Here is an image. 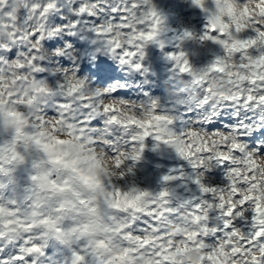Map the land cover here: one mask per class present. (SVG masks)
I'll use <instances>...</instances> for the list:
<instances>
[{
    "label": "snow or ice",
    "instance_id": "1",
    "mask_svg": "<svg viewBox=\"0 0 264 264\" xmlns=\"http://www.w3.org/2000/svg\"><path fill=\"white\" fill-rule=\"evenodd\" d=\"M77 15L95 18L99 13L107 10L111 13L103 22L97 20L94 31L103 38L108 45V51L122 63H133L137 56H142V48L155 37L159 18L150 0H119V4L105 8L109 0H73ZM211 0H192V3L205 8ZM238 3L247 4L248 0H237ZM256 8L264 15V0H251ZM58 0H0V71L7 62L17 59L25 60L27 67L22 71L30 73L33 84L32 92L40 94L43 103L46 101H61L56 107V117L71 135L80 140H88L89 143L107 145V150L116 157V166L123 168L129 159L138 160L143 149V141L149 136H154L166 144L172 145L180 156L189 160L194 168L210 169L206 165L225 163L228 168L227 186L210 187L202 183L204 173L199 172L195 183L205 198L198 201H185L177 208H169L167 191H161L152 196L147 191L137 188L130 189L137 193V199H143L139 207H130L128 210H120L119 206L113 205L110 213V224L105 228L107 240L100 241L95 247L87 243L85 252H91L102 258L100 249H106L111 242H117L123 247L122 252L116 253L109 264H132V258L143 254L145 264H183L175 259L180 253L187 251L189 247H200L204 250L201 264H264V210L259 203H255L258 197L254 190L258 187L256 180L249 181V177H257L261 168L256 161L257 156H264V147L256 148L255 139H264V134L255 136L253 143L248 146L242 142L240 132L236 128H225L221 131H205L202 127H192L181 135L171 132L168 125L171 119L157 110V105L152 102L139 109L131 108L127 118L122 119L115 103L131 106L123 100H113L103 88L89 86V82L78 78L75 72H63L62 79L58 84H50L36 78L35 74L43 73L44 68L39 62L54 57L60 53L49 52L44 45L49 37H53L64 31L62 25L49 27L46 23L48 16L57 8ZM23 9L26 15L21 22L18 12ZM223 9L220 12L223 13ZM231 7L229 8V12ZM206 33L203 40H211L222 48V55L218 56L209 66L200 70H194L189 65L184 53L170 54V59L175 61V67L181 74H190L194 84L201 88L202 96L198 107L203 108L210 117H223L222 109L233 110L230 115L243 113L246 120L241 124L244 132L255 129H264V56H256L255 44L260 37H264V26L256 25L259 34L251 29H235L238 36H234L231 43L226 39L229 25L221 20L220 15L210 13L207 22ZM58 42V41H57ZM39 44L41 47H33ZM240 45V47H237ZM252 45V47H248ZM10 49V50H9ZM225 53L232 55L237 61L243 60L248 67L233 64L228 68L225 64ZM23 54V55H21ZM26 57V59H25ZM139 68V63L135 64ZM254 68V73L248 69ZM66 69V68H65ZM103 73L104 69L96 65L94 70ZM235 72V76L230 73ZM75 75L77 84L73 85L64 80L66 75ZM229 78L236 85L231 92L214 93L209 86L210 79L215 75ZM85 88L88 89L85 92ZM48 97H51L48 99ZM211 97V99H210ZM42 109V107H41ZM142 112L146 119H141L137 112ZM43 114L47 115L42 109ZM103 120L105 127L97 129L94 123ZM118 128L123 133L119 139L113 140L111 130ZM219 128L218 124L210 123L209 129ZM196 129H201L197 132ZM204 134L210 135L208 140ZM204 136V138H201ZM216 137H222L217 142ZM64 143V141H60ZM3 145H0V173L9 174L13 165L22 164L24 156L18 160L14 156L12 160L5 161L3 158ZM131 153V155H127ZM124 154V155H122ZM7 164V167H6ZM39 167L33 163L32 168ZM132 169L128 168L127 172ZM123 177V175H122ZM37 179L31 174L30 180ZM165 180L171 179L165 177ZM9 182L11 178L9 177ZM52 186L63 192L67 189V182L57 183L53 178ZM5 185L0 183V189ZM111 187H115L112 185ZM252 192V196L242 194L241 190ZM25 200H31V211L21 214L18 209L9 208L0 204V238L11 235L12 237L23 235V248H19L15 255V264H25L29 254L41 252L38 242L29 239L34 233L44 231L49 235L68 243L75 236L82 238L87 232V225L73 223L65 230L63 219L60 215H45L38 211L41 203L33 197V189L30 186ZM86 201L78 200L80 205ZM73 208L77 201H66ZM253 205L252 211H245L249 205ZM63 205L56 209L63 211ZM95 211V209H93ZM216 213L215 216L212 214ZM214 220L222 224L212 226L209 223ZM246 221L250 231L242 230L238 225ZM168 225L174 227H188L189 231L176 235L168 231ZM73 264H80L85 256L73 253ZM223 258V259H221ZM4 257H0L2 262Z\"/></svg>",
    "mask_w": 264,
    "mask_h": 264
},
{
    "label": "clouds",
    "instance_id": "2",
    "mask_svg": "<svg viewBox=\"0 0 264 264\" xmlns=\"http://www.w3.org/2000/svg\"><path fill=\"white\" fill-rule=\"evenodd\" d=\"M212 14L220 15L221 20L232 25L226 33V39L231 43L234 36L239 34L235 31V24L246 25L244 29H251L259 34L256 25L264 26V15L255 4L248 0L247 4L238 3L237 0H214L211 5ZM231 11L229 12V8ZM254 9L252 16H247L244 8ZM223 9V13L220 12ZM33 47L40 48L39 44H33ZM256 56H264V37H260L255 44ZM48 57L53 53L47 52ZM23 55V54H21ZM225 64L230 68L233 64L243 63V60L237 61L234 54L225 53ZM26 59V57H25ZM22 67H27L25 60L13 59L7 62L6 66L0 71V136L4 137L3 158L7 162L15 156L18 160L20 155L24 156V162L31 159V168L33 163L39 167L33 169L37 179L31 182L33 197L38 198L41 207L39 212L47 215H60L63 219L62 224L70 228L73 223L87 225V232L82 237L92 247H95L100 241L108 238L105 228L110 224V213L112 206H119L120 210H128L130 207H139L143 199H137V193L130 189L119 186V181L127 172L125 168L116 166V157L107 150V145L89 143L88 140H80L65 130L61 122L54 116L45 115L42 112L41 104L43 100L40 94L32 92L33 80L30 73L22 71ZM67 71V69H60ZM254 68H249L248 72L254 73ZM264 75V73H261ZM64 80L70 84H77L75 75H66ZM229 78L215 75L210 79L209 86L213 88L214 93L231 92L234 84L229 82ZM183 86L189 97L193 101H199L202 95L201 88L194 84L192 80L182 81ZM236 86V85H235ZM88 89L85 88V92ZM167 95L175 97V91L167 90ZM51 97H48L50 99ZM211 99V97H210ZM115 103L119 109V115L122 119L127 118L131 108L139 109L140 105L131 104V106L121 105L118 101H108ZM142 120L146 119L142 112H137ZM201 132V129H196ZM208 140L210 135L204 134ZM202 136L201 138H204ZM217 142L222 137H216ZM64 141V143H60ZM124 155V154H122ZM127 155H131L128 153ZM256 161L261 168L257 175L256 183L258 187L254 190L261 209L264 210V156H257ZM22 164L13 163L9 173L14 171L15 167ZM212 167V165H206ZM7 167V164H6ZM57 183L67 182V189L60 192L53 188L52 179ZM226 180L232 177L226 176ZM115 185V187H111ZM227 186V185H225ZM246 194V189L241 190ZM83 198L86 202L83 205L78 200ZM66 201H77L73 208ZM32 201L25 200L24 212H30ZM63 205V211L57 213L56 209ZM95 209V211H93ZM253 205L250 204L245 211H252ZM260 219H264L261 216ZM168 231L176 235H181L189 231L188 227H174L168 225ZM75 238V236L73 237ZM122 245L117 242H111L106 249H100L103 255V264H109L112 257L122 252ZM204 250L200 247H189L187 251L174 257L183 262V264H201V258ZM223 259V258H221ZM132 264H145L143 254L132 258Z\"/></svg>",
    "mask_w": 264,
    "mask_h": 264
},
{
    "label": "trees",
    "instance_id": "3",
    "mask_svg": "<svg viewBox=\"0 0 264 264\" xmlns=\"http://www.w3.org/2000/svg\"><path fill=\"white\" fill-rule=\"evenodd\" d=\"M214 0H211L209 4L205 5V8L197 7L192 3V0H150V6L153 7L159 18V26L161 37L159 43L156 45V49L152 53V61L156 62L160 71L155 69H147L146 71L139 70V73H134L132 67L136 63H122L120 59H117L113 54L111 56L106 55L107 62H99L95 55L88 50H83L74 43L72 37L69 36L68 30L58 34L52 44L46 43L44 47L51 52L60 53L53 57L49 79L52 82L57 83L62 79L63 72L53 73L54 69H69L75 72L78 78L84 79L89 82L90 87L103 88L109 93V97L113 100H123L130 104H136L140 106L150 105L152 102L162 100L165 103V108L159 110L160 114L168 116L175 122L173 126H169V130L176 135H181L192 127H202L200 121L203 118L204 122L218 124L219 127L231 129L236 128L241 122H245L246 118L243 113L239 115H230L233 111L231 109L225 111L221 110L224 114L223 117L219 116L210 117L203 108L198 107L199 101H193L184 89L182 81L192 80L190 74H181L175 67V61L171 60L170 54L184 53L185 58L188 60L189 65L194 70H200L209 66L218 56L222 55V48L220 45L214 43L211 40H203L202 36L206 33L207 22L210 13L212 12L211 5ZM75 4V3H74ZM119 4V0H109L105 8L112 7ZM254 9L244 8V12L247 16H252ZM63 13V12H61ZM60 17H54V23L61 25L66 22L68 18L64 14H60ZM111 13L107 10L99 13L93 19L92 25H96L97 20L103 22L106 18H109ZM235 28H239L242 31L246 25L235 24ZM232 27V25H229ZM58 41V42H57ZM240 47V45H237ZM252 47V45H248ZM139 57V56H138ZM140 59V58H138ZM151 61V62H152ZM136 62H139L136 60ZM129 64V65H127ZM241 67L243 63H239ZM96 65H100L104 69L103 73L95 72ZM147 73V77L145 74ZM234 73V72H232ZM49 75V73H45ZM172 89L175 91V97L171 98L167 95V90ZM202 96V95H201ZM196 112L201 113V118L195 116ZM210 125V124H209ZM94 128L99 129L98 123L93 124ZM205 130V128H204ZM255 136H261L264 134V129H255L248 132H240V138L242 142L251 146L253 138ZM123 135L120 129H112L111 136L113 140L119 139ZM166 144V143H165ZM169 148V152H173V155L177 160L175 166L181 167L179 173H184L187 177V182L190 180L195 181V178L199 172L204 173L202 183L210 187H223L228 181L225 179L227 176L228 168L225 163H221L220 171H222V177L215 175V160L212 161V167L210 169L194 168L189 160L179 155L177 150L170 144H166ZM256 148L264 147V139H255ZM110 154H112L110 152ZM180 158V159H178ZM174 160V159H173ZM131 159L127 160L123 165V168L131 166ZM137 167V166H136ZM163 167V166H162ZM161 167V168H162ZM169 166L163 167L162 170H166ZM245 177L251 181L256 180V177H249L247 173H244ZM161 176L153 178V180H159ZM164 177V176H162ZM212 177L215 179V183L212 184ZM193 183V182H192ZM191 185H195L194 183ZM193 187V186H192ZM199 185L196 183V187ZM245 195L252 196V192H247ZM205 198V197H204ZM180 204L183 203V199L180 200ZM175 202L176 207L180 204ZM213 216L216 213L212 214ZM212 226H219L222 228V224L214 221H209ZM241 225L245 226L244 231H250L246 221H241ZM240 227V225H238ZM241 228V227H240ZM242 229V228H241ZM42 232V231H39ZM37 232L38 237L43 240L44 247L41 248L39 253H31L25 264H62L58 260V255L51 248L58 246L63 251L70 255L69 261L65 258L62 259L63 264H73L72 248L64 244L63 241L55 244L54 235H49L46 232L41 234ZM52 238L53 241L49 238ZM15 237L0 238V257H4L0 264H15V246L12 244ZM51 249V250H50ZM67 255L65 257H67Z\"/></svg>",
    "mask_w": 264,
    "mask_h": 264
},
{
    "label": "rangeland",
    "instance_id": "4",
    "mask_svg": "<svg viewBox=\"0 0 264 264\" xmlns=\"http://www.w3.org/2000/svg\"><path fill=\"white\" fill-rule=\"evenodd\" d=\"M63 12V13H61ZM60 14H64L68 18L64 24H61L64 28V31L68 30L69 36L72 37V40L76 45L79 47H82L83 50L92 52L95 55V58L99 62H107L106 61V55L111 56L112 53L108 51V45L103 40L102 37L97 35V33L94 31V25L93 19H91L90 16H84V15H77L75 12V4L73 0H58L57 8L54 10L49 16L46 21L47 25L49 27L57 26L54 23V17L60 16ZM26 15V12L21 9L18 12V17L23 21L24 17ZM160 24L158 23V26ZM157 26V27H158ZM60 34V33H59ZM62 34V33H61ZM58 36L55 35L53 37H49L47 39L48 44H52L54 39ZM161 37L160 30L156 31L155 37L152 41L145 44L142 48V56H137L134 63H139L140 67L137 68L135 65L132 67V71L134 73H139V70L146 71L147 69H155L156 71H160L158 65H156V62H153L152 59V53L156 49V45L159 43V39ZM10 50V49H9ZM51 52V51H49ZM140 58V59H138ZM138 60L139 62H136ZM152 61V62H151ZM53 57L45 59L43 61L39 62V66L43 67L45 70L43 73L35 74L36 78L40 80H44L50 84H58L61 80H59L57 83L52 82L51 79H49L50 70L49 67L52 65ZM244 64V63H243ZM129 65V64H127ZM244 66L248 67V65ZM45 73H49V75H45ZM53 73H57V71H54ZM145 74V77H147V73L143 72ZM234 73H230V76H235ZM148 78V77H147ZM231 83V80H229ZM235 86V85H234ZM61 101L53 100V101H46L41 107L49 116H55L56 114V107H58L59 103ZM157 108L159 110H162L165 108V103L162 100H157L156 102ZM130 104V103H129ZM55 105L56 107H54ZM195 116H198L201 118V113L196 112ZM172 121V120H171ZM202 128H205V131L211 130V131H221L223 130V126L219 128H212L209 129V124L207 122H204L203 118L200 119ZM175 124L174 121L171 122L169 126H173ZM241 122L238 124L236 129L239 132H244V130L241 128ZM98 125L100 126L99 129H103L105 127L104 121H99ZM115 129V128H114ZM118 129V128H116ZM4 142V137L0 136V145H2ZM173 155V152H169L168 146L160 141L156 140L154 136H149L145 138L143 141V149L140 155V159L138 160H132L131 166L126 167L125 169L131 168V172H126V174L120 179L119 186L126 189H132L137 188L142 191H147L151 193L152 196H156L161 191H167V201H168V207L169 208H177L175 205V202L179 203L181 199H183V202L185 201H198L201 198L205 197V194L201 192L200 189L195 188L196 183L193 180H190L187 182V177H185L184 173H179L181 170V167L175 166V162H177L176 158ZM174 159V160H173ZM180 159V158H178ZM31 159L26 161L25 164L18 165L15 167L14 171L9 173L7 176L0 173V183H3L5 185L4 188L0 189V204H5L9 208L18 209L21 214L24 213V204H25V196L28 195L27 189L31 186V180L30 176L32 174V168H31ZM220 165L221 163H216L215 168L213 169L215 171V175L222 177V171H220ZM137 166V167H136ZM169 166V168H166V170H162L163 167ZM162 167V168H161ZM161 176L159 180H153V178ZM164 176V177H162ZM9 177L11 178V182H9ZM165 177H170L171 179L165 180ZM212 184L215 183V179L212 177ZM195 185H191L193 183ZM193 186V187H192ZM180 204V203H179ZM240 227L242 230H244L243 225ZM65 230H67V222L64 225ZM43 232V231H42ZM42 232H39L40 234ZM55 236V235H54ZM8 240L11 239V235L7 236ZM56 239L54 240L55 244H58L60 241H63L60 239H57V236H55ZM15 241L12 243L14 244L15 252L14 254H17V251L19 248H23L24 244L22 241L24 240L23 235L16 236ZM29 239L34 240L38 242L41 246V248L44 247V242L42 239L38 237L37 233H34ZM53 241V239L50 237ZM64 242V241H63ZM64 244L68 247L72 248V254L73 253H79L85 256L84 261L80 262V264H103V260L101 257L92 254L91 252H85V249L88 247L87 241L83 238L71 239L68 243ZM53 251H55L58 255V260L63 264L62 259L65 258L66 261H69L70 255H67L65 251H63L58 246H55L54 248H51ZM50 249V250H51ZM67 255V257H65ZM72 264V263H70Z\"/></svg>",
    "mask_w": 264,
    "mask_h": 264
}]
</instances>
